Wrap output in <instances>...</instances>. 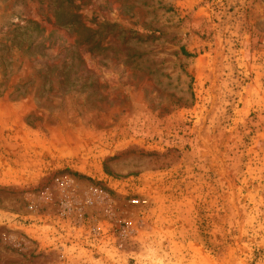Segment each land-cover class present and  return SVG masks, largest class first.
Listing matches in <instances>:
<instances>
[{
	"label": "rangeland",
	"instance_id": "obj_1",
	"mask_svg": "<svg viewBox=\"0 0 264 264\" xmlns=\"http://www.w3.org/2000/svg\"><path fill=\"white\" fill-rule=\"evenodd\" d=\"M0 264H264V0H0Z\"/></svg>",
	"mask_w": 264,
	"mask_h": 264
}]
</instances>
